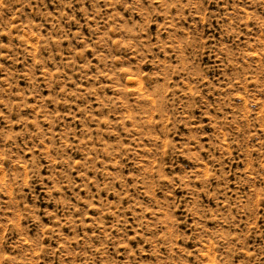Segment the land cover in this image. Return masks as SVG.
<instances>
[{"label":"rangeland","instance_id":"obj_1","mask_svg":"<svg viewBox=\"0 0 264 264\" xmlns=\"http://www.w3.org/2000/svg\"><path fill=\"white\" fill-rule=\"evenodd\" d=\"M0 264H264V0H0Z\"/></svg>","mask_w":264,"mask_h":264}]
</instances>
